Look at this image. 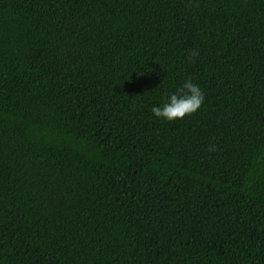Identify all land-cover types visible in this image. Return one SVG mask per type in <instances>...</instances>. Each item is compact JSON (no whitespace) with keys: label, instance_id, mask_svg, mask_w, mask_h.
Here are the masks:
<instances>
[{"label":"trees","instance_id":"1","mask_svg":"<svg viewBox=\"0 0 264 264\" xmlns=\"http://www.w3.org/2000/svg\"><path fill=\"white\" fill-rule=\"evenodd\" d=\"M0 264H264V0H0Z\"/></svg>","mask_w":264,"mask_h":264},{"label":"clouds","instance_id":"2","mask_svg":"<svg viewBox=\"0 0 264 264\" xmlns=\"http://www.w3.org/2000/svg\"><path fill=\"white\" fill-rule=\"evenodd\" d=\"M198 54V51L192 50L186 58L191 62ZM204 100L205 95L202 88L191 77H187L175 91L162 93L161 102L154 104L151 112L155 117L167 121L182 119L196 112Z\"/></svg>","mask_w":264,"mask_h":264}]
</instances>
